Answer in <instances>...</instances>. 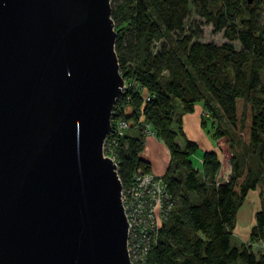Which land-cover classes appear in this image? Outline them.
I'll return each instance as SVG.
<instances>
[{
  "label": "trees",
  "instance_id": "obj_1",
  "mask_svg": "<svg viewBox=\"0 0 264 264\" xmlns=\"http://www.w3.org/2000/svg\"><path fill=\"white\" fill-rule=\"evenodd\" d=\"M191 7L226 42H202L199 33L186 31ZM260 9L261 0H114L110 5L114 49L125 84L110 115L112 128L117 121L127 124L122 135H113L120 183H129L138 168L150 170L149 161L140 156L147 129L169 152L162 179L172 204L144 264H264V252L252 249L253 243L264 242ZM155 43L159 47L153 50ZM198 102L209 115L201 118V127L209 121L207 134L231 151L229 175L220 182L215 151L205 150L200 170L193 167L190 157L198 146L185 136L181 116L174 114L178 105L182 114L191 113ZM132 128L137 135L129 133ZM250 190L257 192L260 208L248 242L231 244L236 212Z\"/></svg>",
  "mask_w": 264,
  "mask_h": 264
},
{
  "label": "water",
  "instance_id": "obj_2",
  "mask_svg": "<svg viewBox=\"0 0 264 264\" xmlns=\"http://www.w3.org/2000/svg\"><path fill=\"white\" fill-rule=\"evenodd\" d=\"M253 0H246L251 3ZM109 0H0V264H130Z\"/></svg>",
  "mask_w": 264,
  "mask_h": 264
},
{
  "label": "built area",
  "instance_id": "obj_3",
  "mask_svg": "<svg viewBox=\"0 0 264 264\" xmlns=\"http://www.w3.org/2000/svg\"><path fill=\"white\" fill-rule=\"evenodd\" d=\"M124 86L123 82L120 91ZM126 125L124 121H119L114 128L110 127L109 131L113 132L110 138H107V134L104 139L105 149L109 144L114 148L113 135H122ZM146 133L151 134L148 129ZM120 201L127 222L126 252L129 262L144 264L151 245L155 243L157 229L162 225L172 204L162 176H157L150 170H134L129 183L121 184Z\"/></svg>",
  "mask_w": 264,
  "mask_h": 264
},
{
  "label": "rangeland",
  "instance_id": "obj_4",
  "mask_svg": "<svg viewBox=\"0 0 264 264\" xmlns=\"http://www.w3.org/2000/svg\"><path fill=\"white\" fill-rule=\"evenodd\" d=\"M114 2V0H109V4L111 5L112 3ZM261 20H260V23L262 25V27H264V0H261ZM185 29L186 31H195L196 33H199V41H202V42H212V43H215V44H221L223 42H226V39L223 37L222 35V32H215L211 26V24L209 23H206L203 18L199 17L195 11L193 10V8L191 7L190 9V12L188 14V17L187 19L185 20ZM233 45L235 46V48L239 49L240 48V44L237 40L233 41L232 42ZM159 47V43H155L154 44V49L153 50H156L157 48ZM262 78L264 79V72L262 74ZM196 107L195 108H199L201 106V102H198L196 103L195 105ZM112 110V109H111ZM194 112V110H193ZM185 113V118H184V114H182V111L180 109V106H176V108L174 109V114L175 116L179 117L181 116V118L185 120L187 119H194L195 122H196V117H197V112L195 113ZM201 118L204 116V117H207L209 118V115L207 114V112H204L203 109H202V112H201ZM200 122H201V119H200ZM119 123V121H117L116 125ZM181 123H182V119H181ZM187 128H188V134L191 138H188V139H191L193 141L196 142L198 148L197 150L195 151L194 154L191 155L190 159L192 161V165L195 169H198L200 170L201 168V156H202V153L206 150L207 148V144H206V140H205V135L208 136L209 140L210 141H214L213 144L214 146H217V149H218V152H219V157H220V162H221V166H220V169L218 171V174L216 176V178L218 179V181H223V176L224 174L227 172V169L230 167V164H229V156L231 154V151L229 150L228 146L223 144L222 141H218L219 144H221V146L219 147L217 144L215 145V140H211V137L209 134H207L206 132V128H210V123L208 121V123L206 124V126L203 128L204 132L202 134H200V132L196 129V128H193L192 127V124L191 122L189 121H186L185 122ZM127 126V125H126ZM174 126V124H173ZM183 132H185L183 130ZM129 133L131 134H135L137 135V130H134V128H132L131 130H129ZM199 133V134H198ZM148 134L146 133V136ZM148 136H152V137H155L154 134H149ZM202 136V138H201ZM157 140H159L157 137H155ZM160 142H162L161 140H159ZM176 141L180 144L183 143V140L180 136H178L176 138ZM163 143V142H162ZM143 144H144V141H143ZM110 146H108V148H104L103 145H102V152H103V156H106L108 158L111 159V161L115 164L116 161H115V155H114V148L112 147V144H109ZM166 147V146H165ZM153 151L155 150H158V146L155 144L153 147H151ZM167 149V148H166ZM149 151H150V148L148 147V145H146V147L144 148V145H143V149L141 151V153L144 155V156H149ZM168 151V150H167ZM148 154V155H147ZM169 154V152H168ZM190 195H193V193H190ZM190 198V197H189ZM192 198V197H191ZM190 198V199H191ZM121 203V201H120ZM122 206V205H121ZM253 209V201L251 199L250 196H247V198L245 199L244 203L240 206V208L238 209V212L236 213V222H235V227H234V230L232 232V236H231V239H230V243L231 244H239L241 243L242 239H243V236L245 235L244 233V228L248 225V222L250 220V217H249V214L251 212V210ZM123 210V208H122ZM249 238V237H248ZM248 241H245L244 243H247ZM258 243V242H256ZM256 243H253L252 246L254 247V252L256 254H259L261 252H264V245L261 247V246H257Z\"/></svg>",
  "mask_w": 264,
  "mask_h": 264
},
{
  "label": "crops",
  "instance_id": "obj_5",
  "mask_svg": "<svg viewBox=\"0 0 264 264\" xmlns=\"http://www.w3.org/2000/svg\"><path fill=\"white\" fill-rule=\"evenodd\" d=\"M195 107H194L193 113L197 112L196 122L194 119H187L184 121V119L181 118L182 119V129L185 131L184 132L185 136L187 138H191L193 140H194V138H192V136L190 137L188 132H187L188 128L185 124L186 121L191 122L192 127L196 128L200 132V134H202L204 132L203 128L201 127V122H200V119H201L200 114L202 112V107L200 106L198 109ZM185 116L186 115L184 114V118H185ZM201 138H202V136H201ZM205 140H206V144L208 145L206 150L215 151L218 155V158L220 159L217 146H214V144H213L214 141L213 142L210 141L208 136H206V135H205ZM211 140H213V139H211ZM155 144L158 146V148H157L158 150L153 151L151 147H153ZM146 145H148V147L150 148L149 156H144L142 153H140V156L142 158H144L145 160L149 161L150 171L152 173H154L157 176H163V174H164V172L168 166V163H169V154H168V151H167L165 145L162 142H160L159 140H157L155 137L148 136V135L145 136V138H144V148L146 147ZM215 145H216V143H215ZM229 172H230V167L227 169V172L224 174L223 180L227 179ZM247 196H250L252 201H253V209L251 210V212L249 214L250 220L248 222V225L244 228L245 235L243 236V239L241 240L242 242L248 241L250 229H251L252 225L254 224V213H255V211H257L260 208V199H259V196L255 190H250L248 192ZM247 196H246V198H247ZM237 212H238V210H237ZM256 244H257V246L262 247L264 245V242L256 243ZM253 246H252V249L254 250Z\"/></svg>",
  "mask_w": 264,
  "mask_h": 264
},
{
  "label": "bare ground",
  "instance_id": "obj_6",
  "mask_svg": "<svg viewBox=\"0 0 264 264\" xmlns=\"http://www.w3.org/2000/svg\"><path fill=\"white\" fill-rule=\"evenodd\" d=\"M127 235H128V233H127Z\"/></svg>",
  "mask_w": 264,
  "mask_h": 264
}]
</instances>
